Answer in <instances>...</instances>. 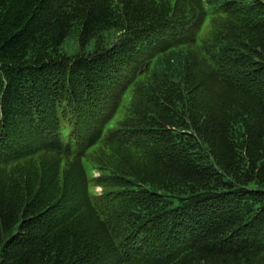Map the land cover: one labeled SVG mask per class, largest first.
<instances>
[{"label": "trees", "instance_id": "trees-1", "mask_svg": "<svg viewBox=\"0 0 264 264\" xmlns=\"http://www.w3.org/2000/svg\"><path fill=\"white\" fill-rule=\"evenodd\" d=\"M0 264H264V0H0Z\"/></svg>", "mask_w": 264, "mask_h": 264}, {"label": "rangeland", "instance_id": "rangeland-1", "mask_svg": "<svg viewBox=\"0 0 264 264\" xmlns=\"http://www.w3.org/2000/svg\"><path fill=\"white\" fill-rule=\"evenodd\" d=\"M72 43H73L72 40L66 42V44L63 47L66 52H72V50L74 49L73 45H71ZM97 191L100 192L99 189H97Z\"/></svg>", "mask_w": 264, "mask_h": 264}]
</instances>
